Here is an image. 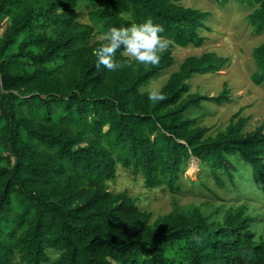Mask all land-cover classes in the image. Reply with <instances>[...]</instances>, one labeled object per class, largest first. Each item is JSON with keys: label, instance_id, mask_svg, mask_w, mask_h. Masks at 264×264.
Here are the masks:
<instances>
[{"label": "trees", "instance_id": "16d2710c", "mask_svg": "<svg viewBox=\"0 0 264 264\" xmlns=\"http://www.w3.org/2000/svg\"><path fill=\"white\" fill-rule=\"evenodd\" d=\"M89 23L78 21L76 0H0L9 15L0 39V264H264L260 216L245 204L220 220L197 206L150 221L126 190L108 181L117 165L141 173L148 188H179L191 157L208 166L214 180L233 183L237 156L249 165L250 183L264 194V119L244 130L235 113L222 130L206 134L186 112L204 101L229 100L189 92L193 74L215 73L228 57L214 51L190 55L158 89L152 102L145 87L174 63L172 48L200 46L210 12L179 0H85ZM253 30L264 26V0H252ZM152 18L170 38L156 65L129 59L122 66H95L93 39L112 26ZM17 50L7 53L12 46ZM252 80L264 84V42L255 46ZM235 185V184H234Z\"/></svg>", "mask_w": 264, "mask_h": 264}, {"label": "rangeland", "instance_id": "374dc122", "mask_svg": "<svg viewBox=\"0 0 264 264\" xmlns=\"http://www.w3.org/2000/svg\"><path fill=\"white\" fill-rule=\"evenodd\" d=\"M185 6H192L210 12L206 20L209 30L202 32L204 42L193 45L174 46L172 54L174 63L153 78L144 90H158L175 71L184 58L214 51L218 55L228 57L227 64L215 73L193 74L187 79L189 92H197L209 96L217 95L226 85L229 89V100L221 103L204 101L200 106L190 108L186 114L196 117L199 125L204 126L206 134H214L229 123L233 114L239 113L246 119L244 130H252L264 119V84H256L251 76L256 70L252 50L264 42V26L261 32L253 30L249 14L255 8L252 0H179ZM75 10L79 13L78 21L89 23L88 12L92 6L85 0H76ZM10 22V16H0V39L3 28ZM95 34L93 39H101ZM17 50L12 46L7 53ZM8 151L6 143H0V153ZM231 159L237 165L233 183L223 178L221 186L214 180L208 166H199L191 157L187 168L178 181L179 188L171 192L166 186L148 188L144 185L141 173L133 174L128 168L117 165L116 177L108 181L109 189L115 192L126 190L136 199L140 209L150 212V221L173 209H186L197 206L211 219L220 220L224 212L232 207L245 204L260 220L255 222L256 235L264 234V194L250 183L249 165L237 156ZM8 165V161H0V166ZM235 184V185H234ZM50 264L57 256V251L48 249Z\"/></svg>", "mask_w": 264, "mask_h": 264}, {"label": "clouds", "instance_id": "9594fccd", "mask_svg": "<svg viewBox=\"0 0 264 264\" xmlns=\"http://www.w3.org/2000/svg\"><path fill=\"white\" fill-rule=\"evenodd\" d=\"M164 28L159 23H154L152 18H146L143 22H133L128 26H112L104 31L102 43L94 49L96 57L95 66L115 71L122 66V62L116 59L117 49L123 46V54L129 59L126 63L133 61L144 65H156L160 62L161 53L166 50L171 40L160 35ZM148 99L157 102L163 99L160 90H150ZM59 253H57V257Z\"/></svg>", "mask_w": 264, "mask_h": 264}]
</instances>
